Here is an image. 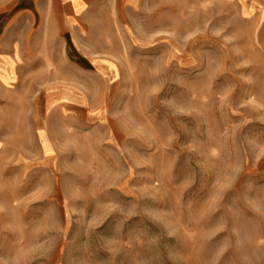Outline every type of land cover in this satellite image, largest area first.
Masks as SVG:
<instances>
[{
	"label": "rangeland",
	"instance_id": "1",
	"mask_svg": "<svg viewBox=\"0 0 264 264\" xmlns=\"http://www.w3.org/2000/svg\"><path fill=\"white\" fill-rule=\"evenodd\" d=\"M76 21L92 64L0 104V264H264V0Z\"/></svg>",
	"mask_w": 264,
	"mask_h": 264
},
{
	"label": "crops",
	"instance_id": "2",
	"mask_svg": "<svg viewBox=\"0 0 264 264\" xmlns=\"http://www.w3.org/2000/svg\"><path fill=\"white\" fill-rule=\"evenodd\" d=\"M108 1L0 0V104L30 108L26 101L47 91L48 74L78 76L79 59L91 65L79 48L83 32L76 18Z\"/></svg>",
	"mask_w": 264,
	"mask_h": 264
}]
</instances>
